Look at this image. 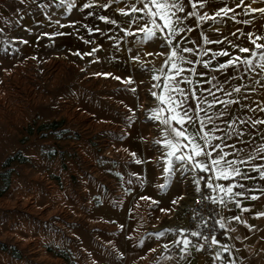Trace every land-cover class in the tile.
I'll return each instance as SVG.
<instances>
[{
    "label": "rangeland",
    "instance_id": "rangeland-1",
    "mask_svg": "<svg viewBox=\"0 0 264 264\" xmlns=\"http://www.w3.org/2000/svg\"><path fill=\"white\" fill-rule=\"evenodd\" d=\"M1 3L0 264H119L135 252L131 225L174 208L194 183L176 164L146 190L147 165L160 173L167 159L148 118L158 106L146 57L125 48L110 76L78 70Z\"/></svg>",
    "mask_w": 264,
    "mask_h": 264
},
{
    "label": "crops",
    "instance_id": "crops-1",
    "mask_svg": "<svg viewBox=\"0 0 264 264\" xmlns=\"http://www.w3.org/2000/svg\"><path fill=\"white\" fill-rule=\"evenodd\" d=\"M1 2L3 0H0ZM4 2L1 3L4 7L8 5L12 9L13 19L19 26V30L32 26L26 29L32 30L35 34L34 39L44 38L51 41V46L56 47L60 51L59 54L72 61L78 70L95 73L114 71L116 67L108 65L112 63L116 65L117 57L121 56L125 48L128 49L130 56L136 57L135 60H138L137 56L146 57L143 67L149 72L147 77L150 78L151 83H157L152 77L161 75L162 68L163 72L169 70L163 66L170 55V49L160 47L163 43L162 39L147 42L144 46L139 44V41L145 39L139 33V28L141 26L153 28V25L147 17L142 18L141 13L131 12L132 7H143L137 0H15L12 3L5 0ZM178 3L184 9L183 12L177 13L178 16L184 17L179 27L190 30L176 37V40L180 41L177 47L190 48L196 52L195 55L187 52L179 53L185 59L195 61L192 64L178 62L185 69L182 73L183 78L191 80V84L182 82L180 87L194 90L197 96L205 100L202 105L205 108L209 102L214 100H238L239 104H228L227 107L221 103H214L209 110V115L215 119V126L223 129L216 133V136L224 137L223 141L216 139L212 143L221 146L228 145L224 148L225 153H228V159H247L249 153L256 155L255 150L264 147V125H256L253 128L250 120L248 124H240L237 118L264 119V112L259 111L258 107H264V75H256L260 72L257 68L256 73L243 74V79H241L242 73H237L232 66L223 70L218 69L221 64L227 63L230 57H250V53H241L234 45L257 51L255 46L249 42L247 34L255 33L264 36V17L258 12L245 14V8L249 6L252 9L264 8V0H255V2L243 0L241 7H237L241 5V0H205L203 6L195 10L189 6L188 0H178ZM225 7L234 11L229 12L223 21L217 18V23L212 21L198 23L196 15H188L194 11L200 16L205 13L213 15ZM120 9L128 12L129 15L121 14ZM101 17L109 21L114 20L116 23L106 22ZM238 21H247V23H238ZM157 23L163 22L158 19ZM238 29L240 31H237ZM154 30L159 35V30ZM129 31L136 35H126L125 33ZM203 37H207L210 41L220 40L222 42L204 44ZM257 42L264 44V40ZM93 49H95L94 52ZM206 49L207 54H205ZM225 50L230 56H213V53ZM259 51H264V49ZM90 52L92 55H84ZM77 53L83 55V58ZM146 53H163V55L146 56ZM205 64L207 67L204 66ZM189 69H195V71L192 72ZM160 82L165 83L163 77ZM236 87H240L241 92H235ZM218 88L222 91H218ZM208 90L215 93V96L209 95ZM159 91L156 88V92L159 93ZM155 101L160 107L159 101L156 99ZM188 104L194 105L191 96H189ZM250 108L256 111H249ZM217 113H224L222 119L215 118ZM193 115L195 116V112ZM204 115L203 112L200 113V117ZM234 120L237 121L235 130L229 128V123ZM186 127L189 132L194 133L199 128V120L197 119L196 123L186 125ZM163 130L164 126L161 125V136H163ZM237 131H243L244 135L237 136ZM228 132L232 134L226 135ZM197 142L201 145L204 143L199 137ZM232 145L235 147H231ZM200 159H206V157H200ZM165 161L166 159L159 161L160 173L155 170L157 166L153 163L147 165L146 190L149 196L152 190L154 192V186L157 183L159 185L169 181V176L164 171L167 166ZM237 167L241 169V176L236 177L235 180L213 179L211 181L214 185L228 186L233 183L244 185L243 188H234L233 194L224 198L223 223L231 239L230 244L219 239L212 253H206L201 248H197L188 249L179 257L173 255L170 248L175 239L167 229L173 207L170 208L169 202H163L168 198L167 195L164 196L161 193L163 203L153 212L155 213L152 214L154 218L143 220L140 225H131L130 246L135 248V252L125 261L120 260L119 264H264V215H261L264 214V179L261 178V173L264 172V153L257 155L251 163L238 164ZM253 167H260V172L253 171ZM207 175L210 176L211 173ZM245 175L252 178H242ZM216 192L221 195L218 190ZM237 192H243V197L236 196ZM251 196H257L258 199H249ZM242 209H248V211H242ZM235 217L239 219H234ZM122 231L123 226L120 224L117 226V232ZM137 232L145 234L140 236ZM161 232L164 236L157 239V235ZM164 244L168 245L167 250L163 247ZM222 246H227L228 250L225 251ZM152 249L155 251H151ZM218 255L219 259H217Z\"/></svg>",
    "mask_w": 264,
    "mask_h": 264
},
{
    "label": "snow or ice",
    "instance_id": "snow-or-ice-1",
    "mask_svg": "<svg viewBox=\"0 0 264 264\" xmlns=\"http://www.w3.org/2000/svg\"><path fill=\"white\" fill-rule=\"evenodd\" d=\"M138 3L142 4V8L132 7V13H141L142 18L147 17L153 28H148L146 26H141L139 28V33L142 34L145 39L139 41L141 46H144L147 42L154 41L156 39H162L163 43L160 47H169L170 55H168L167 61L163 67L168 68L167 72H163V68L160 70L161 75H155L152 77L153 80L157 81L156 84L153 85V88L159 89V93L153 91L151 95L159 101L160 107L154 110L153 114L148 117L154 123H158L164 126L163 130V141L157 140L155 143L165 149V156L167 157L165 163L166 167L164 169L165 173L168 176L176 171V164L180 165V171L183 173L188 172H203L205 174L211 173L208 176V181L205 184V187L212 191H219L221 194L219 197H208L212 200L213 203L224 204L225 197L233 194V189L236 187L243 188V184H230L228 186L219 184L214 185L211 181L213 179L217 180H235L236 177L241 176V169L237 167L238 164L251 163V160L257 158V155L260 153H264V147L257 148L256 155L252 153L248 154L247 159H228V153H225L224 148L228 145L221 146L219 144H213L212 141L219 139L223 141L224 137L216 136V133L223 131V129L215 126V119L212 115H209V110L213 107L214 103L224 104L225 107L228 104H239L238 100L232 101H216L209 102L207 104V108L202 107L205 103L204 99L196 95L194 90H188L180 87V84L189 83L191 84V80H186L183 78L182 73L185 71L183 67L180 66V63L192 64L195 61L187 60L184 56L180 55L181 52L191 53L193 55L196 54L195 50L190 48H178L180 41L176 40V37L180 35L184 31H188L190 29H181L179 25L183 22L184 17H180L177 15L179 12H183V7L178 3V0H137ZM205 0H188L189 6L192 9H197L198 7H202ZM255 2V0H253ZM243 6V0H241V5L237 7ZM123 15H129L128 12H125L123 9L119 10ZM234 11L233 9H229L227 7L221 8L216 11L213 15H208L205 13L203 16H200L197 12L188 13V15H196L198 23L201 21L207 22L212 21L213 23H217V18H220V21H223V18L228 15L229 12ZM260 13L264 15V8L252 9L249 7L245 8V14H253ZM102 20L106 22L115 24L116 21H109L105 17H101ZM162 21L163 23H157V20ZM234 19V17H233ZM238 23H247V21H238ZM154 29L159 30V35ZM217 31H219L217 29ZM237 31H240L239 29ZM126 35H136V33L126 32ZM235 35V33H233ZM255 37V38H253ZM247 38L249 42L255 46L257 51H253L247 47H240L239 45H234L239 52L241 53H250V57L242 58L240 56L230 57L227 63L221 64L218 70H223L229 66H232L236 69L237 73H242L240 78L243 79V74H251L256 73V69L259 68L260 72L256 73V75H264V51H259L264 49V44L258 43L257 41L264 40V36L256 35L255 33H248ZM222 41H210L207 37H203L204 44L210 43H221ZM26 43V41H25ZM95 49H93V52ZM207 49L205 50V54H207ZM77 55H81L77 53ZM84 55H92V53H86ZM152 55H163V53H146V56ZM213 56H230L228 51H220L213 53ZM83 58V55H81ZM138 59V57H137ZM180 62V63H178ZM207 67V64L204 65ZM189 71L194 72L195 69H189ZM96 75H104L110 76L111 74L97 73ZM165 83H161V78ZM117 80H121L120 77H112ZM179 78V79H178ZM122 83L131 84V79L121 80ZM218 91H222V89H217ZM135 91V89H132ZM235 92H241L240 87H236L234 89ZM167 94V95H165ZM209 95L215 96V93L208 90ZM231 95V93H228ZM189 96L193 98L194 105H189L188 100ZM247 98V97H246ZM206 99V98H205ZM259 107V111L264 112V107ZM249 111L255 112L256 109L250 108ZM195 112V116L193 115ZM204 113V117H200V113ZM163 114V115H162ZM224 113L215 114L216 119H222ZM197 119L199 120V128L194 132H189L186 125H191L196 123ZM240 124H248L249 120L251 121V126L255 128L256 125H264V119H240ZM237 121H231L229 123V128L235 130ZM209 125H213L209 128ZM205 129H208L205 131ZM231 132L226 133V135H231ZM237 136H243V131H237ZM203 140L204 143L201 145L197 142V138ZM187 142V143H185ZM231 147H235L232 145ZM179 153V154H178ZM218 153V154H217ZM135 156V153L132 154ZM200 157H206V159H200ZM142 161L137 159L136 163L139 164ZM253 171L260 172V167H253ZM242 178L251 179L252 177L243 176ZM261 178L264 179V172L261 173ZM203 177L197 178L194 180V183L197 185L196 191H200V183ZM163 187H167L164 185ZM236 196L243 197V192L235 193ZM143 200H151L150 197H141ZM179 199H183L180 197ZM249 199L256 200L257 196H251ZM152 203H156V201H151ZM173 204L177 203L176 200L172 201ZM239 203V202H237ZM162 211H169L165 209H161ZM242 211H248V209H242ZM264 215V214H261ZM234 219H239V217H235ZM220 227L223 229L224 224L221 223ZM251 226H249L250 228ZM182 239L175 242L176 247L180 248L183 246V249L186 250L188 246L191 244V241L181 232ZM191 236L197 237L198 239L209 240L208 236H201L200 232L193 231L190 233ZM164 236V233L161 232L157 235V239ZM211 244H218L216 239H211ZM163 247L167 250L168 245L164 244ZM225 251H227V246H222ZM202 250V248H201ZM151 251H155L152 249ZM167 258V257H166ZM219 255L217 259H219Z\"/></svg>",
    "mask_w": 264,
    "mask_h": 264
},
{
    "label": "built area",
    "instance_id": "built-area-1",
    "mask_svg": "<svg viewBox=\"0 0 264 264\" xmlns=\"http://www.w3.org/2000/svg\"><path fill=\"white\" fill-rule=\"evenodd\" d=\"M14 2L15 0H8ZM189 176L194 181L197 178L203 177L200 183V191L197 192V185L193 183L192 187H189V193L186 198L182 199L173 208L169 217V223L167 229L173 235L175 242L181 240L183 237L181 232L191 241L188 249L202 248L206 253H212L215 249V245L211 244V239L224 240L227 244L231 243L229 235L226 233L225 228H221L220 224L223 223V213L225 210V203H213L208 197H219L220 195L215 191H212L205 187L208 181V175L203 172H188ZM224 224V223H223ZM197 231L201 233V236H208L209 240L198 239L190 235L191 232ZM172 245L170 252L179 257L186 250L183 246L176 247V244Z\"/></svg>",
    "mask_w": 264,
    "mask_h": 264
},
{
    "label": "trees",
    "instance_id": "trees-1",
    "mask_svg": "<svg viewBox=\"0 0 264 264\" xmlns=\"http://www.w3.org/2000/svg\"><path fill=\"white\" fill-rule=\"evenodd\" d=\"M14 161V159H10L9 161H8V164H10L11 162H13Z\"/></svg>",
    "mask_w": 264,
    "mask_h": 264
}]
</instances>
